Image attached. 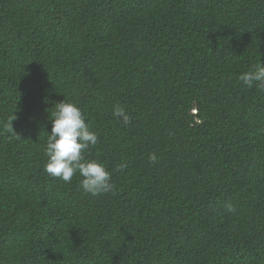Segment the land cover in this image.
Instances as JSON below:
<instances>
[{
    "label": "trees",
    "instance_id": "1",
    "mask_svg": "<svg viewBox=\"0 0 264 264\" xmlns=\"http://www.w3.org/2000/svg\"><path fill=\"white\" fill-rule=\"evenodd\" d=\"M260 64L264 0H0V264H264ZM63 99L113 191L45 173Z\"/></svg>",
    "mask_w": 264,
    "mask_h": 264
},
{
    "label": "clouds",
    "instance_id": "2",
    "mask_svg": "<svg viewBox=\"0 0 264 264\" xmlns=\"http://www.w3.org/2000/svg\"><path fill=\"white\" fill-rule=\"evenodd\" d=\"M247 88H264V66H253L238 77ZM51 132L47 134L44 154L47 157L44 171L53 178L64 183H71L74 176H79L81 190L90 195L98 196L114 190L111 182L112 174L103 164L87 160L84 153L98 142V134L92 131L86 122L81 109L74 103L61 101L52 108ZM112 116L122 124H130V116L124 107L115 105ZM15 119V117H14ZM11 129V123L8 125ZM150 162H155V154L149 156ZM127 165L121 162L117 171H122ZM228 211H233L228 206Z\"/></svg>",
    "mask_w": 264,
    "mask_h": 264
}]
</instances>
